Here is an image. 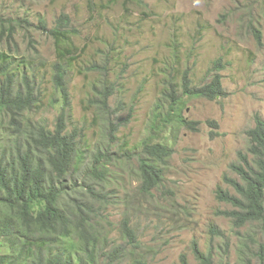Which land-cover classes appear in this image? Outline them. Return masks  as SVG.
<instances>
[{"label":"rangeland","instance_id":"obj_1","mask_svg":"<svg viewBox=\"0 0 264 264\" xmlns=\"http://www.w3.org/2000/svg\"><path fill=\"white\" fill-rule=\"evenodd\" d=\"M61 14L70 19L76 46L68 66L66 131L74 130L82 146V175L95 150L112 160L92 214L107 249L122 253L116 264H131L133 257L148 264H200L194 247L214 262L264 264V222L237 227L225 214L237 208L217 197L219 188L238 196L225 178L240 180L231 165L244 155L251 158L255 117L264 121V0H0V32L14 28L11 38L0 36V51L15 73V86L26 76L38 94L24 118L50 129L62 100L53 86L57 58L48 30ZM219 58L226 96L185 97L182 115L195 129H166L160 140L172 153L163 162L164 181L143 191L141 143L156 134L157 106L168 108L169 82L181 92L187 71L201 85ZM124 221L135 235L133 244Z\"/></svg>","mask_w":264,"mask_h":264},{"label":"trees","instance_id":"obj_2","mask_svg":"<svg viewBox=\"0 0 264 264\" xmlns=\"http://www.w3.org/2000/svg\"><path fill=\"white\" fill-rule=\"evenodd\" d=\"M0 22L3 24L2 19ZM69 25L68 15L61 14L55 27L48 30L57 58L52 81L62 100V112L52 129L24 118V113L37 105L38 94L26 76H22L20 87L15 86V73L9 69L7 55L0 51V248L6 249L0 252V264H116L122 255L117 247L107 249L106 237L95 227L92 214V206L100 201L101 189L108 181L112 160L107 152L95 150L87 164L88 172L82 175V146L74 130L66 131L64 110L70 104L68 66L76 48L70 35L74 29L71 31ZM13 32V27H4L0 36L9 39ZM254 35L261 43L262 34L256 28ZM220 62L219 58L213 63L209 81L201 85L193 84L187 71L181 75V92L174 82H169L164 95L168 108L157 106L152 120L156 134L141 143L138 168L143 191L159 188L164 181L163 162L172 153L167 142L160 140L166 129L173 131L175 124L195 129L182 115L186 99L217 100L226 96ZM103 94L105 100L107 92ZM255 120L249 147L251 158L244 155L241 163L231 165L240 180L225 178L238 196L220 188L217 196L237 208L225 212L237 227L264 222V121L259 116ZM123 226L128 243L133 244L134 233L126 221ZM105 251L109 252L108 259L102 260ZM242 251L245 254L244 248ZM194 255L200 264H226L214 262L197 247ZM259 259H264L262 250ZM131 264L148 263L133 257Z\"/></svg>","mask_w":264,"mask_h":264}]
</instances>
